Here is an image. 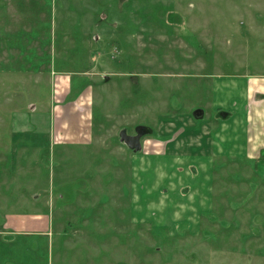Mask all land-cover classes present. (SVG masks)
<instances>
[{"label": "rangeland", "instance_id": "1", "mask_svg": "<svg viewBox=\"0 0 264 264\" xmlns=\"http://www.w3.org/2000/svg\"><path fill=\"white\" fill-rule=\"evenodd\" d=\"M49 6L1 16L0 264H264V149L203 147L219 77L264 89V0Z\"/></svg>", "mask_w": 264, "mask_h": 264}, {"label": "crops", "instance_id": "2", "mask_svg": "<svg viewBox=\"0 0 264 264\" xmlns=\"http://www.w3.org/2000/svg\"><path fill=\"white\" fill-rule=\"evenodd\" d=\"M40 1L0 0V27L2 17L5 18V16L9 15H11V17L15 15L17 17L20 16L19 18L26 19V23L28 24H30L29 22H36V19L31 20V18L36 16L37 11H39V9L41 10L42 6L45 7V10L46 7L49 8V17H51L52 8L49 6V0ZM44 35L45 32H37L35 29L31 31L18 29L16 32L9 31L6 33V39L8 40L12 51H24L23 49L21 50L17 48L31 44L32 38L35 39L38 37L41 38L40 40H44ZM12 61L16 62V59L13 57ZM219 82L223 85L224 92H221V94H219L220 92L217 93V95L222 96V98H218L215 94L213 97L216 98L211 97V100L214 103L212 108H214L215 113L221 108L224 110L226 109L227 112L230 111L232 113V116L230 119H227V121H221L218 128L214 132L211 131L209 133L210 136H206L208 141L206 140L207 143H205L203 147H208L209 149L216 147L220 149L217 154L223 156H229L230 153L227 152V150L232 149L234 151H241L243 156L251 159L260 158L261 151L264 149V89L261 87L262 89L255 88L256 90H253L251 86L245 94L242 92L230 93L228 85L231 83V85L237 86L241 81L237 79L230 80L228 77H219L216 83ZM244 82L247 86L252 84L255 85L253 78L245 79ZM220 89L222 90V88ZM233 100L242 103H236L235 105L233 103V107L229 109L228 106L232 104L230 101ZM200 154H203L204 157L210 159H213L214 156L212 155L214 153L206 151Z\"/></svg>", "mask_w": 264, "mask_h": 264}, {"label": "water", "instance_id": "3", "mask_svg": "<svg viewBox=\"0 0 264 264\" xmlns=\"http://www.w3.org/2000/svg\"><path fill=\"white\" fill-rule=\"evenodd\" d=\"M121 141L126 143L131 148H133L135 152H138L141 149L138 137L128 136V135L123 133L121 136Z\"/></svg>", "mask_w": 264, "mask_h": 264}]
</instances>
